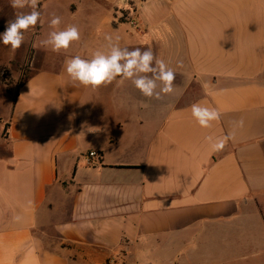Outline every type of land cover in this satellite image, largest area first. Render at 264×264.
<instances>
[{"label": "crops", "instance_id": "1", "mask_svg": "<svg viewBox=\"0 0 264 264\" xmlns=\"http://www.w3.org/2000/svg\"><path fill=\"white\" fill-rule=\"evenodd\" d=\"M38 10L30 43L6 62L0 48V72L15 83L33 53L0 120V264H191L217 244L263 251L264 0H40ZM29 11L0 0V33ZM69 25L80 39L67 50L43 43ZM106 36L163 59L173 92L148 99L119 77L95 90L73 82L66 61L106 49ZM193 104L220 119L201 128ZM228 134L220 152L205 139Z\"/></svg>", "mask_w": 264, "mask_h": 264}, {"label": "clouds", "instance_id": "2", "mask_svg": "<svg viewBox=\"0 0 264 264\" xmlns=\"http://www.w3.org/2000/svg\"><path fill=\"white\" fill-rule=\"evenodd\" d=\"M39 4L40 0H10L12 8L27 7L31 11L20 13L14 20L7 22L5 30L0 33V43L9 45L13 51L19 49L24 43L25 33L40 22ZM60 24L61 17L53 15L50 26L56 29ZM79 39L78 27L69 25L63 30L51 31L43 43L46 46L50 45L53 51L60 52L67 50ZM105 39L109 41L106 49L94 51L90 58L76 55L66 61L65 71L73 82L95 90L111 84L119 77L121 82L130 80L141 95L148 99H160L162 95L173 92L174 71L163 59H158L151 49L121 48L118 44L112 43L111 36H106ZM178 66H182V61L178 62ZM142 106L148 105L142 103ZM191 114L201 128H210L212 122L221 117V113L216 108L200 104L192 105ZM238 124L243 127V119ZM231 138V134L220 138L205 137L213 152L224 150Z\"/></svg>", "mask_w": 264, "mask_h": 264}, {"label": "rangeland", "instance_id": "3", "mask_svg": "<svg viewBox=\"0 0 264 264\" xmlns=\"http://www.w3.org/2000/svg\"><path fill=\"white\" fill-rule=\"evenodd\" d=\"M31 31L32 30L30 29L28 32ZM30 41V35L26 34L24 43L22 45L25 47L30 43ZM0 48L2 53L4 54L3 62H6L7 60L15 56L16 51H13L9 45L0 43ZM1 62L2 61L0 60V63ZM13 74L15 79L19 78V72L17 70L13 71ZM5 75L6 74L4 73V71L0 72V120L3 118H8L11 109V101H13L18 91L17 83L14 82L11 75L8 72L7 77ZM28 75L29 73H27V76ZM7 80L11 81L12 86H7ZM5 126V123H0V134ZM242 246H244V244ZM216 247L217 248L215 249V252L212 251L209 252V254H203V257L197 256L199 257L198 260L192 262L191 264H264V250L260 251V253L257 254L255 253V251H253L252 248H248L245 246L244 249H237V247H233L232 250L228 251H226V248L222 247V245L220 247L219 244H217ZM108 264H127V262H124L122 257H118V259H111Z\"/></svg>", "mask_w": 264, "mask_h": 264}, {"label": "trees", "instance_id": "4", "mask_svg": "<svg viewBox=\"0 0 264 264\" xmlns=\"http://www.w3.org/2000/svg\"><path fill=\"white\" fill-rule=\"evenodd\" d=\"M32 57H33V53H32V51H31V53H30V57H29V59H28V62H27L26 65L24 66L22 77H21V79H20V80L18 81V83H17L18 89L21 88V87L24 85V83L26 82V80L28 79L27 73H29V71H30V67H31V63H32ZM7 72H8L7 70H4V73L6 74V75H5L6 77H7ZM4 78H5V77H4ZM6 84H7L8 87L12 86L11 81H8V80H7ZM17 95H18V91H17V93H16V96H15L14 99H13V104H14V105H15V103H16V97H17ZM6 132H7V127H6V129H5V131H4V135L6 134Z\"/></svg>", "mask_w": 264, "mask_h": 264}, {"label": "built area", "instance_id": "5", "mask_svg": "<svg viewBox=\"0 0 264 264\" xmlns=\"http://www.w3.org/2000/svg\"><path fill=\"white\" fill-rule=\"evenodd\" d=\"M94 158L98 159L99 158L98 154L96 152H91L89 154V160L91 161V159H94Z\"/></svg>", "mask_w": 264, "mask_h": 264}]
</instances>
